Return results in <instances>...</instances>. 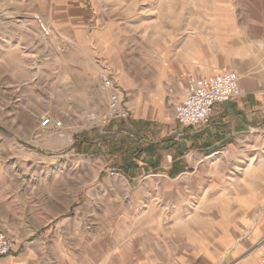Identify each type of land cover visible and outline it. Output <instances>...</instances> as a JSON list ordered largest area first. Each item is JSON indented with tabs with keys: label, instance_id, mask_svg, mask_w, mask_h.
<instances>
[{
	"label": "rangeland",
	"instance_id": "obj_1",
	"mask_svg": "<svg viewBox=\"0 0 264 264\" xmlns=\"http://www.w3.org/2000/svg\"><path fill=\"white\" fill-rule=\"evenodd\" d=\"M263 62L264 0H0V154L13 153L6 146L14 141L23 155L0 163L23 174L0 186V231L43 242L57 264H134L139 255L192 252L235 218L238 202L263 222L264 130L250 147H215L199 139L205 127L175 121L185 142L159 143L157 153L196 159L171 181L152 175L148 162L138 176L141 156L126 165L107 150L71 152L76 135L105 128L102 69L124 103L126 94L147 106L156 90L181 93L189 77L262 76ZM43 117L61 120L73 137L40 133Z\"/></svg>",
	"mask_w": 264,
	"mask_h": 264
},
{
	"label": "crops",
	"instance_id": "obj_2",
	"mask_svg": "<svg viewBox=\"0 0 264 264\" xmlns=\"http://www.w3.org/2000/svg\"><path fill=\"white\" fill-rule=\"evenodd\" d=\"M239 87L241 94L238 98L230 103L215 106L211 125L203 128L199 135L201 142L210 141L208 144L215 147L245 148L253 145L255 131L264 130V72L262 76L250 74L246 77L241 75ZM181 96L182 92H175L173 100L175 98V101H179ZM125 98L127 99L125 107L129 119L134 122L135 131L141 123L154 124L153 141L155 143L166 140V137H172L175 141L181 142L180 135L182 133L177 130L176 126H173V123L175 124L173 108L165 107L166 102L168 106L170 105L168 93L163 96L160 90H156V96L148 102L147 106H142L141 98H129L126 94ZM62 132L65 133V136L70 134L71 138L75 133L66 126L62 128ZM50 133V136H55L53 131ZM12 137H15L13 132ZM62 138L63 135L59 137L61 140H56L60 146L64 143ZM134 139L138 140L139 138L135 136ZM182 142L184 143L185 140L183 139ZM15 145L14 141H10V148L6 146V150L8 152L10 149V152L13 153L0 154V163L3 161L9 163L14 160L22 162L23 155L14 154ZM0 150H2L1 147ZM164 155L155 154L152 160H146L142 155L140 159L144 164L140 169L138 168V176L140 172L142 174L147 172L143 171L148 169L145 163L148 162L151 164L149 169L152 175H158L168 181L176 180L186 174V170L191 167V160L196 159L193 154H190L188 158L187 154L179 156L172 150L167 151ZM130 174L127 173L129 176ZM14 175H17L18 180ZM22 175V173H10V170L0 169V186L4 184L10 188V177L12 185H15V182L22 179ZM133 176L136 178L137 173L135 172ZM250 205L238 202L234 209L237 211L235 218L225 223L224 227L218 229L216 234L207 235L203 242L193 245L192 252L183 255L180 253L176 257L168 256L161 260L153 255L147 259L146 256L139 255L135 257L134 264H264V221L256 224L247 217L246 212L252 209V205ZM12 238L17 242V248L9 256L0 258V264H57L54 253L51 250L44 251L45 244L43 242H24L16 237ZM189 248L192 247L189 246ZM49 260H51L50 263ZM66 264H69L68 260ZM119 264H127V262L122 260ZM129 264H133L132 261Z\"/></svg>",
	"mask_w": 264,
	"mask_h": 264
},
{
	"label": "built area",
	"instance_id": "obj_3",
	"mask_svg": "<svg viewBox=\"0 0 264 264\" xmlns=\"http://www.w3.org/2000/svg\"><path fill=\"white\" fill-rule=\"evenodd\" d=\"M102 88L108 93L107 111L100 117L101 127L108 126L112 121L129 118L125 107L124 91L115 84L110 73L101 70L98 75ZM173 99V90L168 91ZM239 77L235 71L201 77H189L183 87L179 101L172 103L174 120L182 127L201 128L210 124L216 105L230 103L240 96ZM59 119L43 117L39 124L40 133H46L51 127L54 131L62 130ZM264 216V210L262 211ZM17 248V242L3 231H0V258L9 256Z\"/></svg>",
	"mask_w": 264,
	"mask_h": 264
},
{
	"label": "trees",
	"instance_id": "obj_4",
	"mask_svg": "<svg viewBox=\"0 0 264 264\" xmlns=\"http://www.w3.org/2000/svg\"><path fill=\"white\" fill-rule=\"evenodd\" d=\"M154 131L155 125L149 123H141L135 131L134 122L129 118L122 121H112L104 128L103 133H100L97 129H92L82 139H79L76 135L72 150L76 154L86 155L96 154L99 150H107L112 156H122L126 159L125 164L131 165L135 158L142 155L145 156L146 160H152L153 156L158 154L157 147L159 143L165 145L168 142V148L170 149H177L180 144H183L181 138L180 143L173 138L155 143L153 141ZM135 136L139 139H134ZM139 143L142 144V150L136 146ZM138 152L143 154L139 155Z\"/></svg>",
	"mask_w": 264,
	"mask_h": 264
}]
</instances>
